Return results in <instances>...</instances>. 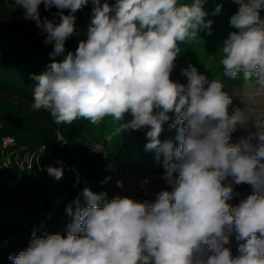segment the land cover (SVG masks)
Here are the masks:
<instances>
[{"label":"clouds","instance_id":"obj_1","mask_svg":"<svg viewBox=\"0 0 264 264\" xmlns=\"http://www.w3.org/2000/svg\"><path fill=\"white\" fill-rule=\"evenodd\" d=\"M86 39L48 70L32 75L33 110H45L58 124L78 118L99 124L105 117L122 121L107 139L126 130L150 127L146 150L164 157V181L170 190L154 202L85 187L66 211L72 217L66 234L37 236L30 246L10 255L13 264H264V134L258 144L230 143L237 125L248 121L220 81H210L191 64L181 70L187 85L171 79L179 44L195 39L213 21L205 20L202 0H116L114 6L91 0ZM239 5L230 19L233 31L223 41L224 75L257 78L264 88V0H233ZM24 18L36 22L53 44V56L65 53L75 32V16L89 0H14ZM57 8L59 22L40 17L39 6ZM217 5L215 13L221 11ZM65 10L70 14L65 15ZM175 112L179 147L159 136L168 113ZM59 180L63 169L49 166ZM110 179V178H106ZM106 182V181H105ZM148 181L145 180L144 183ZM253 192L237 206L234 185ZM117 186H122L117 181ZM234 229L244 241L233 255L225 245Z\"/></svg>","mask_w":264,"mask_h":264},{"label":"trees","instance_id":"obj_2","mask_svg":"<svg viewBox=\"0 0 264 264\" xmlns=\"http://www.w3.org/2000/svg\"><path fill=\"white\" fill-rule=\"evenodd\" d=\"M180 2L190 5L194 0ZM100 3L114 6L116 0H100ZM217 5L222 6L219 13H215ZM14 6V0H0V144L3 137H13L16 143L9 148L12 151L59 156L63 176L57 180L49 175L46 168L33 161L30 167L28 163L23 168L14 163L0 171V241L16 236L14 242L0 244V264H13L9 256L17 255L30 246L33 231L37 236L57 232L66 234L67 225L72 222L66 208L71 204L75 210L73 202L77 198L81 207L86 206L82 195L85 187L97 194L106 193L107 200L115 198L110 179L106 178H110L120 161L131 163L145 172L165 169L164 157L161 155L157 159L155 150H146L149 142V139L145 140L147 127L126 130L112 136L111 140L106 138L122 123L133 119L131 113H126L122 121L109 116L99 124H92L83 118L71 124H58L49 112L31 107L37 83L32 75L45 72L54 61H62L68 51L74 52L79 41L86 39L94 7L91 0L74 13L75 32L65 43V53L58 56L52 55L53 44L45 43L47 34L35 21L8 22ZM202 7L207 13L205 20L213 21L211 34H208V29H202L195 39L180 43L177 60L196 68H203L210 61V81L230 80L239 86L247 81L257 82L256 77L245 80L243 73L236 79L227 77L221 63L223 53L218 45L221 39L225 40L231 32L237 31L231 26L230 19L238 11L239 5L233 0H202ZM58 11L54 6L47 10L43 4L39 6L42 20L47 17L58 23ZM67 14H70L69 10H65ZM260 15L264 18V9L260 10ZM179 83L186 85V80ZM168 116L173 124L175 112H169ZM176 136L177 129L170 126L162 129L159 139L161 142L171 141L175 149L179 147ZM91 140L101 143L106 153L83 156L69 149L85 146ZM42 148L43 151L39 152ZM42 219L43 223L40 224Z\"/></svg>","mask_w":264,"mask_h":264},{"label":"rangeland","instance_id":"obj_3","mask_svg":"<svg viewBox=\"0 0 264 264\" xmlns=\"http://www.w3.org/2000/svg\"><path fill=\"white\" fill-rule=\"evenodd\" d=\"M29 19L24 18V9L22 7L14 6L11 10L10 17L8 19L9 23H25ZM224 39H221L218 47L223 44ZM214 56V53L213 55ZM210 62V61H209ZM209 62L203 68H197L198 72L206 75L208 78V68ZM188 63L180 60H176V67L171 73V79L176 82H181L187 78L182 75L181 70L188 67ZM210 80V79H209ZM223 91L226 92L232 98V105L230 111L235 108H240L248 123L245 126L237 125L236 130L231 134L230 143L237 144L243 139H248L253 145L258 144L257 133L264 134V88H262L258 82L247 81L243 85H235L230 80H222ZM172 124L170 117L169 120L164 122L162 129L165 130ZM150 127H147V132ZM146 132V134H147ZM148 137L146 135V139ZM15 144L2 143L0 144V171L11 167L12 164L16 163L23 168L25 163L31 166V162H37L39 166L48 168L49 166L60 168V162L58 160L59 156H53L51 153H41L34 154L21 151L17 152L10 150ZM75 154H81L87 156L88 154H96L97 152L106 153L104 146L95 140L87 142L85 146L69 147ZM43 148L39 152H42ZM21 152V153H20ZM13 156V157H12ZM34 156V157H33ZM165 169L157 172H145L131 163H120L116 164L112 174L110 176L109 184L112 186V191L116 197H130L140 202H154L156 195L161 190H170L169 185L162 178ZM147 180V183H144ZM117 181L122 183V186H117ZM235 195L229 203L232 206H237L242 200L246 199L247 196L252 194L253 189L248 184L234 185ZM37 220V219H35ZM40 224L43 223V219L39 221ZM27 224L25 225V227ZM230 242L225 245V247L230 248L233 255H238V246L244 241H238L236 239V233L234 229L230 232ZM16 236H11L0 244L4 245L7 241L14 242Z\"/></svg>","mask_w":264,"mask_h":264},{"label":"built area","instance_id":"obj_4","mask_svg":"<svg viewBox=\"0 0 264 264\" xmlns=\"http://www.w3.org/2000/svg\"><path fill=\"white\" fill-rule=\"evenodd\" d=\"M2 143H9V144H15V139L13 137H3L1 140V144Z\"/></svg>","mask_w":264,"mask_h":264}]
</instances>
